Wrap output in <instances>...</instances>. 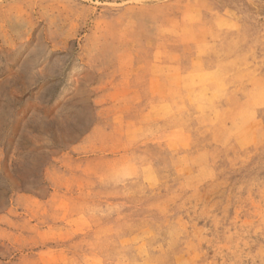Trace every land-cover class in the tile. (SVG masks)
<instances>
[{"label": "rangeland", "instance_id": "obj_1", "mask_svg": "<svg viewBox=\"0 0 264 264\" xmlns=\"http://www.w3.org/2000/svg\"><path fill=\"white\" fill-rule=\"evenodd\" d=\"M0 264H264V0H0Z\"/></svg>", "mask_w": 264, "mask_h": 264}]
</instances>
